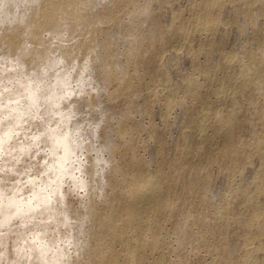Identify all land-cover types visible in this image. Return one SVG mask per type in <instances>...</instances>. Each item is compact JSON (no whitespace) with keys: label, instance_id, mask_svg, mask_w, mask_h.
Instances as JSON below:
<instances>
[{"label":"bare ground","instance_id":"6f19581e","mask_svg":"<svg viewBox=\"0 0 264 264\" xmlns=\"http://www.w3.org/2000/svg\"><path fill=\"white\" fill-rule=\"evenodd\" d=\"M0 264H264V0H0Z\"/></svg>","mask_w":264,"mask_h":264},{"label":"rangeland","instance_id":"374dc122","mask_svg":"<svg viewBox=\"0 0 264 264\" xmlns=\"http://www.w3.org/2000/svg\"><path fill=\"white\" fill-rule=\"evenodd\" d=\"M177 1H179V4H181L183 7H185L187 4H188V2H189V0H177ZM183 1V2H182ZM187 1V2H186ZM187 3V4H186ZM230 36H229V38H230V40H232V41H235V40H239V38L237 37V36H235L236 35V33H235V31H230ZM234 34V35H233ZM234 36V37H233ZM236 38V39H235ZM235 39V40H234ZM233 43V42H232ZM234 45V44H233ZM183 62L182 61H180V64H181V67L184 69L185 67H186V65H184V64H182ZM185 66V67H184ZM182 69V70H183ZM98 94H99V96H101L102 98H104L105 99V94H104V92H103V90L102 91H100V92H97ZM101 105H103V106H101L99 109H98V112H96V114L94 113V116H95V118H97V119H102V118H104V116H105V114L103 113V111H105V110H107V107H106V104L105 103H101ZM87 111H88V108H85ZM105 112H108V111H105ZM101 113V114H100ZM104 116H103V115ZM86 115H88V113L86 112ZM97 115V116H96ZM99 115H100V117H99ZM99 117V118H98ZM156 117V116H155ZM160 116L159 115H157V117H156V119H155V121L157 122V123H159L161 120H160V118H159ZM174 128H172V130H169L170 132H169V134L171 135V137H169L170 135L168 134V139H169V141L171 142L172 140H176V137H177V129H175V130H173ZM175 134H174V133ZM179 133V132H178ZM171 138V139H170ZM173 138V139H172ZM214 171L215 172H213V188H214V193H215V196L218 194V196H220V197H223L224 196V193H225V176L222 174V173H220V175L222 174V176H223V178H222V176H219V172H218V170H217V168H215L214 169ZM218 176H217V175ZM219 178V180H218V178L216 177V176ZM215 177H216V179H215ZM215 180L217 181V183L215 182ZM214 182H215V184H214ZM218 182H220L219 183V185H218ZM218 186V187H217ZM218 188V189H217ZM217 190V191H216ZM220 193H221V195H220ZM218 196H216L215 197V199H216V201H220V197H218Z\"/></svg>","mask_w":264,"mask_h":264}]
</instances>
